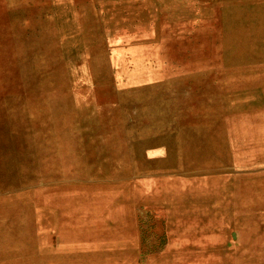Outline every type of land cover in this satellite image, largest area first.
I'll return each instance as SVG.
<instances>
[{
  "label": "rangeland",
  "instance_id": "obj_1",
  "mask_svg": "<svg viewBox=\"0 0 264 264\" xmlns=\"http://www.w3.org/2000/svg\"><path fill=\"white\" fill-rule=\"evenodd\" d=\"M31 26L50 36L35 39L42 57L19 65L16 45L37 34ZM62 34L66 44H89L96 64H85L89 54L81 66L59 71L51 58ZM140 38L148 75L136 78L126 71ZM0 55V101L8 99L0 109L18 117L14 107L24 102L30 120L10 121L24 175L0 189V264H264V0H0ZM83 72L90 80L95 72L94 82L82 84ZM55 89L78 96L51 98ZM100 91L103 97L91 96ZM93 114L100 138L125 133L124 161L93 162L91 154L53 146L61 138L85 143ZM217 117L225 120L231 166L189 176L184 125ZM18 123L27 124L26 141ZM46 151L61 156L43 167ZM153 172L169 174L155 178L165 186H147L143 176L139 202L133 180ZM123 176L124 203L122 189L110 185ZM220 200L223 209L210 212ZM117 221L123 225H109Z\"/></svg>",
  "mask_w": 264,
  "mask_h": 264
},
{
  "label": "bare ground",
  "instance_id": "obj_2",
  "mask_svg": "<svg viewBox=\"0 0 264 264\" xmlns=\"http://www.w3.org/2000/svg\"><path fill=\"white\" fill-rule=\"evenodd\" d=\"M235 1V0H234ZM84 3V2H83ZM86 3V2H85ZM87 5V4H86ZM251 5V4H250ZM193 6V5H192ZM231 6V5H230ZM224 7V6H223ZM201 10V9H200ZM3 11V10H2ZM226 11V10H225ZM5 18V17H4ZM195 18V17H194ZM185 19V18H184ZM202 19V18H201ZM211 21V20H210ZM186 22V21H185ZM200 22V21H199ZM180 23V22H179ZM182 23V22H181ZM187 23V22H186ZM191 25V24H190ZM201 26V25H200ZM189 27V26H188ZM185 28V27H184ZM207 29V28H206ZM30 32L31 31H38L37 34L36 33H29V37H27V39H22L21 42L16 45L17 48L20 51V61H19V65H25V63L23 61L26 60H31V58H40L43 56L42 51H38V46H36V41L35 39L38 38V35H40L39 37H48L50 36V33L48 30H46V33L44 35V31H42L41 33H39V30L37 29V27L35 26H31V28L28 29ZM174 30V29H173ZM179 30V28H178ZM186 30V29H185ZM184 30V31H185ZM172 31V30H171ZM196 31V30H195ZM210 32V31H209ZM190 33V32H189ZM188 33V34H189ZM204 33V32H203ZM181 34V33H180ZM7 36V35H6ZM205 36V35H204ZM203 36V37H204ZM9 37V36H8ZM207 37V36H206ZM26 38V37H24ZM195 38V37H194ZM202 38V37H201ZM153 39V38H151ZM193 39V38H192ZM203 39V38H202ZM207 39V38H206ZM140 41H143L141 38L140 40L137 42V44L140 43ZM208 41V40H207ZM151 42V41H150ZM158 42V41H157ZM201 42V41H200ZM199 42V43H200ZM212 42V41H211ZM146 43V42H145ZM185 43V42H184ZM187 43V42H186ZM9 45V44H8ZM185 45V44H184ZM205 46V45H203ZM175 47V45H174ZM139 48V50H138ZM203 48V47H202ZM210 48V46H209ZM117 49V48H116ZM213 49V48H212ZM211 49V50H212ZM205 50V49H204ZM7 51V50H6ZM13 51V50H12ZM132 53V59H131V67L132 69L129 70V72L126 71L127 76H133V77H140L142 76H146L148 75V69L147 67H145L144 65L149 64V61H147L146 56V49H143L142 44L140 43V45H136V47L134 48V50ZM191 52V51H190ZM208 52V50H207ZM8 53V52H7ZM200 53L202 54V52H200V50L198 48H195L193 51V59L197 60L198 62L196 64L197 68H200V66H203L204 63L201 61L202 60V55H200ZM208 54V53H206ZM212 54V53H211ZM13 55V54H12ZM1 56V55H0ZM9 56V55H8ZM188 57V56H187ZM207 57V56H206ZM191 58V57H189ZM211 58V57H210ZM10 59V58H9ZM16 59V58H14ZM2 61V60H1ZM11 61V60H10ZM176 62V61H175ZM174 63V62H173ZM16 65V63H15ZM201 69V68H200ZM29 70V68H28ZM18 71V70H17ZM19 72V71H18ZM25 72H27V68H21V73L24 75L25 77ZM197 73V72H195ZM185 75V74H184ZM83 76L86 77L87 76V72H83ZM86 81L83 82H88L90 81V78H86ZM162 80V79H161ZM173 82V81H172ZM191 82V81H190ZM202 83V82H201ZM4 91L7 90L10 87V85H12L11 82L9 81H4ZM146 84V83H145ZM79 84H77L76 86H78ZM194 85V84H193ZM197 85V84H196ZM81 87V86H80ZM194 87V86H191ZM196 87V86H195ZM128 88V87H127ZM187 88V87H186ZM179 89V88H178ZM192 89V88H191ZM122 90V89H121ZM189 90V89H188ZM68 92V91H67ZM183 92V91H182ZM181 93V92H178ZM194 93V92H193ZM71 94V93H70ZM122 94V93H121ZM134 95V94H133ZM180 95V94H179ZM72 96V95H71ZM195 97V96H194ZM69 101V98H67ZM126 99V97H125ZM54 100V99H53ZM65 100V98H64ZM1 102H6V106H7V102L8 99L5 97ZM54 103V101H53ZM5 106V108H6ZM192 106V105H191ZM35 107V106H34ZM56 107V106H55ZM54 107V108H55ZM71 107V106H70ZM14 108H19L18 110L21 112V115L14 116L12 118H8L9 116H7V114L10 112H6L5 113V109H0L3 110V112L5 113V118L4 120H1L3 117L0 113V189L3 190L5 189V185H8L9 183L13 184V181L15 178L13 177H18L19 174L24 175V167L23 165L20 163L19 160V153L17 151L13 150V135H12V129L10 127V121L12 120H21L24 121L25 123H30V120L28 119L27 113H26V109H25V103L22 102V106H17ZM13 108V109H14ZM190 108V107H189ZM198 108V107H197ZM33 109V108H32ZM77 109V108H76ZM187 110V109H186ZM217 110V109H216ZM37 111V110H36ZM34 110V113L36 112ZM194 111V110H193ZM206 111V110H205ZM201 112V111H199ZM38 113V112H37ZM57 113V110H56ZM58 114V113H57ZM76 114V112L74 113ZM73 114V115H74ZM78 114V113H77ZM56 115V114H55ZM50 116V115H49ZM75 116V115H74ZM211 116V115H210ZM213 116V115H212ZM26 118V119H25ZM193 118V117H191ZM200 118V117H199ZM74 119V118H73ZM50 120V118H49ZM68 120V119H67ZM181 120V119H180ZM41 120H37L36 123L40 122ZM48 121V119L46 120ZM62 121V120H61ZM75 121V120H74ZM50 122V121H49ZM48 122V123H49ZM58 122V121H56ZM55 122V123H56ZM25 123H18V125L22 128L23 130H19V132H21V134L24 133V137H25V141L26 138L28 137V135L30 134L29 131L27 132L26 130V125H22ZM61 123V122H60ZM180 123V122H179ZM184 123V122H183ZM182 123V125H183ZM59 124V123H57ZM30 125V124H29ZM39 125V124H38ZM184 126L188 131V133L184 134V138H185V144L187 143V145L185 146L186 149V166H185V172H187V175H189L188 173L194 174V175H200L202 173H204L207 169L211 170H216L219 169L218 166L220 165H229V167L231 166V162H232V158L229 155V147H228V142L226 139V129H225V120L224 117H217L215 119H211V120H205V119H200L197 121H192V122H188V125L185 124ZM37 127V126H36ZM61 127V126H60ZM213 127V129H212ZM92 129V128H91ZM181 129V128H180ZM184 129V128H183ZM185 129V130H186ZM215 130V131H213ZM38 131V130H36ZM45 131V130H43ZM57 131V130H56ZM183 131V130H182ZM205 131V133H204ZM64 132V131H63ZM184 133V132H182ZM182 135V134H181ZM44 136V134H43ZM63 137V136H62ZM91 138V136L89 137ZM58 140V139H57ZM93 140V137H92ZM40 141V139H39ZM60 141V140H59ZM90 141V140H89ZM184 140H182V143ZM16 142V141H15ZM47 143V142H46ZM62 144V143H61ZM65 144V143H64ZM63 144V145H64ZM17 145V144H16ZM48 145V144H47ZM46 145V147H47ZM62 145V146H63ZM45 146V145H44ZM88 146V145H87ZM90 146V145H89ZM88 146V147H89ZM41 147V146H40ZM87 148V147H86ZM42 149V148H41ZM183 149V147H182ZM211 149H219L218 153L216 155V157H212L214 155V153L211 151ZM51 150V149H50ZM149 150V149H148ZM152 150V149H151ZM92 151V150H90ZM147 151V150H146ZM158 151V149H157ZM163 151V150H162ZM183 151V150H182ZM50 152V151H49ZM100 152V151H99ZM133 152V151H132ZM152 152V151H151ZM185 152V151H184ZM184 152L182 154H184ZM264 152L263 149L259 150L258 153ZM51 153V152H50ZM158 153V152H157ZM160 153V152H159ZM212 156H211V155ZM20 158H22L20 156ZM136 159V158H135ZM139 159V158H138ZM147 162V161H146ZM154 162V161H153ZM141 163V162H140ZM145 163V162H144ZM150 163V162H149ZM152 163V161H151ZM139 165V164H138ZM69 167V166H68ZM144 167V166H143ZM67 168V167H66ZM94 168V167H93ZM141 168V167H140ZM154 168V167H153ZM68 169V168H67ZM66 169V170H67ZM96 169V168H95ZM156 169V168H154ZM225 169V168H222ZM235 170H237L236 168H233ZM152 170V169H151ZM159 170V169H158ZM256 170V169H255ZM76 171V170H75ZM92 171V170H91ZM96 171V170H95ZM94 171V172H95ZM150 171V170H149ZM182 171V170H181ZM203 171V172H202ZM93 172V171H92ZM184 172V171H183ZM48 175V174H47ZM169 175V174H168ZM210 175V174H209ZM226 175V174H225ZM190 176V175H189ZM238 176V174H237ZM48 177V176H46ZM181 177V176H180ZM221 177V176H220ZM53 178V177H52ZM171 178V177H170ZM176 178V177H175ZM217 179V178H216ZM51 180V179H50ZM212 180V179H211ZM175 182V180H173ZM183 181V180H181ZM214 181V180H213ZM245 181L244 179H240L238 186L237 184H235V188L237 190V196L238 199L237 201L239 203H243V199L241 198L240 190H241V182ZM180 182V181H179ZM186 183L185 186H189V184H187L186 181L182 182V185H184ZM202 183V182H201ZM174 185V184H173ZM181 185V184H180ZM214 185V184H213ZM216 185V184H215ZM177 186V185H176ZM200 186V185H199ZM202 187H209V188H213L215 186H208V184H201ZM179 187V184H178ZM183 187V186H182ZM172 188V187H171ZM181 188V187H180ZM184 189V188H182ZM186 189V188H185ZM216 193V192H215ZM156 194V193H155ZM158 195V194H157ZM222 197V195H220ZM255 197V196H254ZM225 203L222 204V200H220V202L218 203L217 207H213V209H211L210 212H212L213 210H222L223 205H225ZM222 205V206H221ZM220 206V207H219ZM197 207V206H196ZM193 208V207H192ZM260 208V207H259ZM206 209V208H205ZM261 213V212H260ZM218 213H215V216H217ZM258 215V214H257ZM261 215V214H260ZM189 218H200L202 217L200 214L196 215H188ZM223 217V216H222ZM221 217V219H222ZM240 217V216H239ZM209 218V217H208ZM216 218V217H215ZM211 219V218H210ZM259 219V218H258ZM202 220V219H201ZM208 220V219H207ZM257 220V219H256ZM195 221V220H193ZM219 221V220H218ZM217 221V222H218ZM189 222V221H188ZM220 222V221H219ZM222 222V221H221ZM196 223V222H195ZM262 223V222H261ZM219 224V223H218ZM223 225V224H222ZM260 226V225H259ZM220 229L222 228L221 225H219ZM187 233H189L190 231V226L187 225ZM177 229V228H176ZM201 231V230H200ZM222 231V230H221ZM258 233V232H257ZM242 234V233H241ZM202 235V234H201ZM209 235V234H208ZM199 239V237H198ZM197 239V240H198ZM208 240V239H207ZM207 240H204V242L206 241L205 245H202V248H206L207 246H209V242ZM185 241V240H184ZM210 241V240H209ZM189 244V243H188ZM201 249V248H200ZM201 256H209L205 253L200 254ZM212 256V255H211ZM214 256V255H213ZM187 257V258H186ZM188 257L190 258L189 255H186L185 258L188 259ZM196 257V256H195ZM201 258V257H200ZM211 258V257H210ZM216 258V256H215ZM245 258V257H244ZM197 259V258H196ZM220 259V256L219 258ZM246 259V258H245ZM193 260V259H192ZM200 260V259H199ZM212 261V260H210ZM190 263V262H189ZM207 263V262H206ZM182 264V263H181ZM197 264V263H196Z\"/></svg>",
  "mask_w": 264,
  "mask_h": 264
},
{
  "label": "crops",
  "instance_id": "obj_3",
  "mask_svg": "<svg viewBox=\"0 0 264 264\" xmlns=\"http://www.w3.org/2000/svg\"><path fill=\"white\" fill-rule=\"evenodd\" d=\"M65 36L62 34L60 36V39H61V45L59 48H57L58 50H56L52 56L51 59L54 60V63L56 64V66L58 67V70L60 71L61 69L65 68H70V67H79L81 66V64H91V65H95L97 61L93 60L94 57H93V52L92 51V47H90L89 44H87L86 42H81V44H66L68 41L67 39L64 38ZM58 52V54H57ZM44 53L46 54L47 52L44 50ZM92 55V59L91 60H86L85 56L87 55ZM56 56H58V59L56 58ZM83 60H86L83 62ZM57 70V72H58ZM60 75V74H59ZM59 75H58V79H56L57 81L59 80ZM79 78L82 77V84L85 83L83 81H86V77H84L83 75L82 76H78ZM95 80V72H93V75H92V79L90 80L91 82H94ZM88 81V82H90ZM80 83V84H81ZM77 87V86H76ZM75 87V88H76ZM41 91V90H40ZM50 91V97L51 98H74L76 96H78L75 92L76 91H70L68 89H66L65 91H61V90H49ZM68 91V92H67ZM36 92V91H35ZM72 92V93H71ZM33 93V92H31ZM31 93H28V96L27 97H31V96H35V93L31 94ZM71 93V94H70ZM103 94L101 91H100V94H96L95 95H91L93 98L95 97L96 98H99V97H103ZM72 95V96H71ZM90 96V95H89ZM21 97H26V93L22 94ZM96 117V116H95ZM94 117V114L92 115V121H91V124H87L89 127L88 129L86 128V137L84 139V142L85 143H82L80 140L78 142H75V143H71L70 141L68 142L67 140L65 139H62L60 140L59 143H55L53 144V146H61V147H65V146H70L68 148H71V152H74L76 154H91L89 155V159L90 161H95V162H98V161H107V160H117L119 161L120 158H122V160L124 161L125 159V146H126V139L123 135V137H119L117 139H114L113 138H110V137H99V133L102 132V125L100 122H98L96 120V118ZM123 127V126H122ZM92 128V129H91ZM123 131H124V127L122 128ZM91 136V138H89ZM92 137H93V140H92ZM90 140V141H89ZM62 143V144H61ZM65 143V144H64ZM64 144V145H63ZM49 145V144H48ZM63 145V146H62ZM89 147H88V146ZM60 147V149L58 148H54V150L56 151H59L62 153H64L65 155L67 154L66 152H64L65 150L62 149ZM87 147V148H86ZM92 150V151H90ZM100 151V152H99ZM121 154V156H120ZM43 157L41 158V160L44 162L43 163V167L49 163V161H51L50 159L51 158H55V157H59L61 155H58V154H53L54 157L51 156V154H49L48 151H46L45 153H43ZM113 155V156H112ZM75 156H82V155H75ZM85 156H88V155H85ZM116 156V157H115ZM64 157V156H63ZM25 159L24 158H20L19 160L20 161H23ZM77 160H82V159H77ZM53 172V171H52ZM157 172H153L149 175H143V174H140V175H137L135 176L134 180H133V184H134V192L135 194H137V199L139 200V202L143 199L142 197V184H143V176H145L147 179L150 180V182L147 184V186H152V187H155V186H165L164 182L165 181H161V184L160 182L156 181V179H159V178H167L169 175H164V173H159L160 175L156 174ZM46 176H51V173H45ZM48 174V175H47ZM160 176V177H158ZM123 179L120 180H116V181H112L110 182L112 186H115L117 185L119 187V189H122V187H124V183L126 182L125 179H124V176L122 177ZM152 180V181H151ZM123 185V186H122ZM145 186V185H144ZM161 186V187H162ZM124 189H126V187H124ZM122 189L123 191V195H119L121 196L122 198V201L124 203L125 201V191ZM160 192V195L164 198L165 196V190L163 189V191H159ZM181 198H183V195L181 194ZM146 199V198H144ZM147 199H151V197H147ZM153 200V202H158L160 201V198H154V199H151ZM124 205V204H123ZM168 207V206H167ZM212 208V207H210ZM121 223V225H123V223L121 221H117L115 223H110L109 225H119Z\"/></svg>",
  "mask_w": 264,
  "mask_h": 264
}]
</instances>
